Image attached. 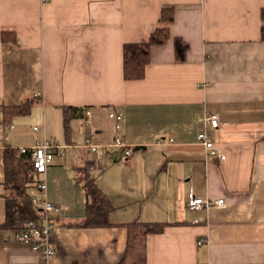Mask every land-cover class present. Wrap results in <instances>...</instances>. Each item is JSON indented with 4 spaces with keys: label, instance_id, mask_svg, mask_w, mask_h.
Returning a JSON list of instances; mask_svg holds the SVG:
<instances>
[{
    "label": "crops",
    "instance_id": "1",
    "mask_svg": "<svg viewBox=\"0 0 264 264\" xmlns=\"http://www.w3.org/2000/svg\"><path fill=\"white\" fill-rule=\"evenodd\" d=\"M164 7L174 10L169 40L152 46L144 78L125 79L123 45L147 40ZM263 7L264 0H0V264H40L2 226L3 152L44 137L106 146L91 173L114 206L110 225H72L88 200L78 167L94 154H56L45 174L47 195L60 206L52 214L56 264H120L124 224L134 220L168 223L148 235L145 264H264ZM175 37L186 43L183 60ZM28 98H37L29 113H7ZM65 105L86 107L68 138ZM111 110L125 117L118 132ZM207 112L219 115V128L204 124ZM204 129L225 159L208 155L197 139ZM116 134L133 148L130 161ZM191 193L226 205L191 211Z\"/></svg>",
    "mask_w": 264,
    "mask_h": 264
},
{
    "label": "trees",
    "instance_id": "2",
    "mask_svg": "<svg viewBox=\"0 0 264 264\" xmlns=\"http://www.w3.org/2000/svg\"><path fill=\"white\" fill-rule=\"evenodd\" d=\"M262 28L261 38L264 40V7L261 9ZM174 18L172 7H164L155 30L150 37L141 42H126L123 45V72L127 80L142 79L145 77L146 67L151 59L153 45L166 43L170 34V23ZM5 38V32H3ZM175 53L178 60L185 57L186 43L175 37ZM37 98H28L21 105L5 106L9 114H27ZM86 107L71 105L63 106V126L65 135L70 136V122L73 117L83 118ZM6 169V220L4 228L20 229L30 220L41 216V208L35 205L28 193L30 184L35 181L36 175H31L33 169L32 150L22 152L21 149L6 146L3 152ZM83 165L78 167V184L85 189L88 200L86 215L83 219L71 223L75 226L100 227L110 225L109 215L114 206L98 186L96 178L91 173L99 163L95 158L82 159ZM167 222H145L134 220L124 225L128 230L127 246L120 264H145L147 261V237L151 233H159L167 226Z\"/></svg>",
    "mask_w": 264,
    "mask_h": 264
},
{
    "label": "built area",
    "instance_id": "3",
    "mask_svg": "<svg viewBox=\"0 0 264 264\" xmlns=\"http://www.w3.org/2000/svg\"><path fill=\"white\" fill-rule=\"evenodd\" d=\"M109 117L114 121V130L116 132L123 129V121L125 119L123 113L111 110ZM203 120L206 126H210L213 129H217L221 125L219 115L214 112H207ZM35 129H38V127H35ZM197 139L205 145L208 155H220L221 159H225L226 156L220 153L207 129L200 131ZM114 144L123 148L124 154L122 158L125 161H130L134 155V150L125 142L123 137L116 134L114 136ZM77 147L80 150L87 148L89 152L94 154V158L98 163H101L107 154L106 146L93 143L90 139H86L85 143L75 146L71 144L61 145L44 137L32 147L21 148L22 152H26L29 149L32 150L33 169L30 171V174L36 175V177L35 181L30 184L28 193L32 202L41 208V216L38 219L25 223L20 229L14 230V234L16 240L26 243L34 252L39 254L40 264H56V247L52 240L56 224L53 221L52 214L60 210V206L50 200L47 195L48 184L45 174L56 154L65 155L69 152L77 155ZM225 205L226 201L224 198L201 197L194 193H191L187 200V207L194 212ZM199 243H202V241H199Z\"/></svg>",
    "mask_w": 264,
    "mask_h": 264
}]
</instances>
